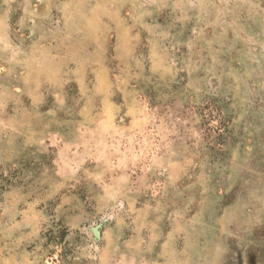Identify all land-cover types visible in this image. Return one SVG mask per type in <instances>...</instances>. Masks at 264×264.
<instances>
[{"label":"rangeland","instance_id":"rangeland-1","mask_svg":"<svg viewBox=\"0 0 264 264\" xmlns=\"http://www.w3.org/2000/svg\"><path fill=\"white\" fill-rule=\"evenodd\" d=\"M0 264H264V0H0Z\"/></svg>","mask_w":264,"mask_h":264}]
</instances>
